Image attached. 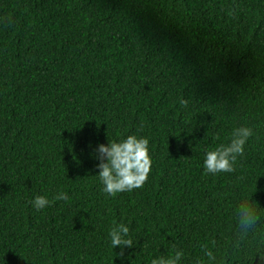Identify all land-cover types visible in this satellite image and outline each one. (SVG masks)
Returning a JSON list of instances; mask_svg holds the SVG:
<instances>
[{"label":"trees","instance_id":"16d2710c","mask_svg":"<svg viewBox=\"0 0 264 264\" xmlns=\"http://www.w3.org/2000/svg\"><path fill=\"white\" fill-rule=\"evenodd\" d=\"M239 126L254 135L235 171L205 175ZM132 134L148 179L109 196L94 149ZM254 187L264 213V0H0V264H151L173 247L192 264L212 240L222 264H264L255 241L231 249Z\"/></svg>","mask_w":264,"mask_h":264},{"label":"clouds","instance_id":"9594fccd","mask_svg":"<svg viewBox=\"0 0 264 264\" xmlns=\"http://www.w3.org/2000/svg\"><path fill=\"white\" fill-rule=\"evenodd\" d=\"M182 107L187 106V101L180 100ZM254 135L250 126L234 127L227 143L206 150L204 153L203 169L205 175L232 173L238 157H243L245 145ZM94 158L99 161L96 167L98 179L102 184V191L109 196L122 192H131L142 188L148 179L151 169L149 155V139L136 134L128 135L118 141L97 144L94 149ZM253 190L243 192L235 208V230L232 235L231 249L239 251L246 243L255 241V254L264 249V213L252 201ZM69 196L64 191H58L52 200L46 196H36L31 205L36 211H41L54 201H67ZM130 228L125 223H117L109 230L110 247L123 248L133 246L129 235ZM201 255L195 257L192 264H222L218 259L219 244L215 241L198 242ZM264 257V255H261ZM185 252L183 249L173 247L169 256H159L151 260V264H183ZM262 259V258H261Z\"/></svg>","mask_w":264,"mask_h":264}]
</instances>
